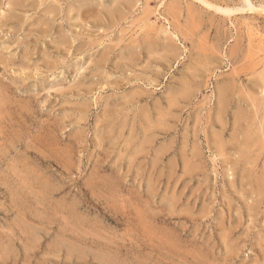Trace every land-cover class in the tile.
<instances>
[{"label":"rangeland","instance_id":"rangeland-1","mask_svg":"<svg viewBox=\"0 0 264 264\" xmlns=\"http://www.w3.org/2000/svg\"><path fill=\"white\" fill-rule=\"evenodd\" d=\"M124 2L0 0V264H264V13Z\"/></svg>","mask_w":264,"mask_h":264},{"label":"bare ground","instance_id":"bare-ground-1","mask_svg":"<svg viewBox=\"0 0 264 264\" xmlns=\"http://www.w3.org/2000/svg\"><path fill=\"white\" fill-rule=\"evenodd\" d=\"M45 1H46V0H45ZM194 1L203 4V5L206 6L207 8L214 9L215 12H219V13H221L222 15L227 16L226 18H228V16H230V15H232V14H235V13H238V12H239V13H245V12H257V14H258V13H264V6H259V5H258V7H257L256 5H253V4L250 2V0H239V1H238L239 3H238V4L235 3L236 5H234V6L231 7V8L228 7V6L223 7V6H225L224 4H223V6H221V7L215 6V5H213L211 2H209L208 0H194ZM12 2H13V1H12ZM51 2H55V1H51ZM97 2H98V1H97ZM114 2H115V1H114ZM174 2H175V1H174ZM174 2H173V3H174ZM180 2H181V1H180ZM188 2H189V1H188ZM124 3H125V5H130V4H131V3H130V0H126V2H124ZM177 3H178V2H177ZM190 3L193 4L192 2H190ZM190 3H189V4H190ZM199 3H198V4H199ZM17 4H18V1H17ZM17 4H16V5H17ZM38 4H39V3H38ZM41 4H42V3H41ZM52 4H53V3H52ZM113 4H114V3H113ZM186 4H187V3H186ZM191 4H190V5H191ZM11 5H13V4H11ZM21 5H22V4H21ZM83 5H84V4H83ZM114 5H117V2H116ZM132 5H133V4H132ZM175 5H176V4H175ZM178 5H179V4H178ZM178 5H177V6H178ZM262 5H264V4H262ZM169 6H171V4H170ZM185 6H186V5H185ZM188 6H189V5H188ZM188 6H186V7H188ZM48 7H50V6H48ZM119 7H120V6H119ZM179 7H180V6H179ZM189 7H190V6H189ZM53 8L55 9L54 6H53ZM173 8H174V7H173ZM198 8H199V6H198ZM204 8H205V7H204ZM54 9H51V8H50V10H52L53 13H54ZM175 9H177V8L175 7L173 10H175ZM190 9H191V8H189V10H190ZM192 9H193V7H192ZM48 10H49V9H48ZM93 10H94V9H93ZM145 10H146V9H145ZM170 10H171V9H170ZM178 10L180 11V9H178ZM178 10H176V11H178ZM189 10H188V11L186 10L187 13L190 12ZM197 10H198V9H197ZM86 11H87V10H86ZM168 11H169V10H168ZM176 11H175V14H176ZM194 11H195V10H194ZM204 11H205V10H204ZM48 12H49V14L51 13L50 11H48ZM55 12H56V11H55ZM57 12H58V11H57ZM57 12H56V13H57ZM145 12H148V10L145 11ZM169 12H170V11H169ZM172 12H173V13H171L170 16L174 17V16H175L174 11H172ZM192 12H193V11H192ZM192 12H191V13H192ZM46 13H47V12H46ZM56 13H54V15H55ZM102 13H103V12H102ZM164 13H165V12H164ZM180 13H181V12H180ZM194 13H195V12H194ZM205 13H206V11H205ZM239 13H238V14H239ZM58 14H59V12H58ZM85 14H86V12H85ZM142 14H143V13H142ZM144 14H145V13H144ZM195 14H197V16H198V13H195ZM215 14H216V13H215ZM47 15H48V13H47ZM54 15L51 14V19L53 18L52 16H54ZM78 15H79V14H78ZM83 15H84V14H83ZM111 15H112V14H111ZM150 15H151V14H150ZM178 15H179V14H178ZM189 15H190V14H189ZM189 15H188V16H189ZM202 15H203V14H202ZM258 15H259V14H258ZM263 15H264V14H263ZM263 15H262V16H263ZM85 16H86V15H84V17H85ZM105 16H106V15H105ZM146 16H147V15H146ZM176 16H177V15H176ZM179 16H180V15H179ZM191 16H192V15H191ZM199 16H200V14H199ZM55 17H57V16H55ZM86 17H87V16H86ZM123 17H124V16H123ZM126 17H127V16H126ZM144 17H145V16H144ZM186 17H187V16H186ZM202 17H203V16H202ZM231 17H232V16H231ZM87 18H88V17H87ZM124 18H125V17H124ZM145 18H146V17H145ZM178 18H179V17H178ZM189 18H190V16H189ZM191 18H192V17H191ZM198 18H199V17H198ZM211 18H212V17H211ZM223 18H224V17H223ZM103 19H104V18H103ZM174 19H176V17H175ZM179 19H180V18H179ZM200 19H201V18H200ZM200 19H199V20H200ZM209 19H210V18H209ZM219 19H220V18H219ZM221 19H222V18H221ZM192 20H193V19H192ZM192 20H191V21H192ZM199 20H197V21H199ZM231 20H232V19H231ZM231 20H230V21H231ZM51 21H52V20H51ZM172 21H173V20H172ZM177 21H178V23H179V20H177ZM187 21H188V20H187ZM197 21H195L196 24H197ZM221 21H224V20H221ZM110 22H112V20H111ZM145 22H146V21H145ZM175 22H176V21H175ZM188 22L191 23L190 21H188ZM140 23H141V22H140ZM193 23H194V21H192L191 24H193ZM214 23H215V22H214ZM214 23H213V24H214ZM101 24H102V22H101ZM184 24H185V23H184ZM191 24H190V25H191ZM194 24H195V23H194ZM198 24H199V23H198ZM211 24H212V23H211ZM218 24H219V23H218ZM138 25H139V24H138ZM188 25H189V24H188ZM101 26H102V25H101ZM170 26H171V25H170ZM173 26H174V24H173ZM195 26H198V25H195ZM209 26H210V24H209ZM248 26H249V25H248ZM98 27H99V26H98ZM117 27H118V26H117ZM181 27H182V26H181ZM150 28H153V27L150 26ZM47 29H48V28H47ZM104 29H105V28H104ZM158 29H159V28H158ZM176 29H177V26L175 27V30H176ZM179 29H180V28H179ZM182 29H183V28H182ZM184 29H185V28H184ZM188 29H189V28H188ZM192 29H193V26H192ZM196 29H197V28H196ZM147 30H148V27H147ZM168 30H169V29H168ZM106 31H107V30H106ZM145 31H146V30H145ZM156 31H157V30H156ZM158 31H159V30H158ZM176 31H177V30H176ZM185 31H187V30H185ZM194 31H195V30H193V32H194ZM46 32H47V31H46ZM146 32H148V31H146ZM150 32H152V31H150ZM159 32H160V31H159ZM181 32H182V31H181ZM193 32H192V33H193ZM122 33H123V32H122ZM143 33H144V31H143ZM170 33H171V32H170ZM178 33H179V31H178ZM182 33H183L184 35H186V34H185L186 32L184 33V31H183ZM251 33H253V32H251ZM251 33H250V35H251ZM149 34H150V33H149ZM149 34H148V39H146V40L144 39V40H145V41H144V44H146V46L150 48V49L148 48L150 51H151V49L154 50V48H155L154 46H156V48H158L159 45H161V47L159 46V49L162 48V51H163V50L166 51L165 53H167L168 51H170V49L172 50V48H173V47H172V46H173V41H172V40H169V39L167 40V37H164V38L162 37L164 40H162V38H161V39H158L159 36H157V37L153 40V39H152L153 37H151L152 34H151L150 36H149ZM164 34H165V33H164ZM171 34H172V33H171ZM142 35H144V34H142ZM146 35H147V34H146ZM160 35H161V34H160ZM162 35H163V34H162ZM180 35H181V34H180ZM187 35H188V34H187ZM189 35H190V34H189ZM250 35H249V36H250ZM155 36H156V35H155ZM165 36H166V34H165ZM172 36H173V35H172ZM172 36H171V38H172ZM181 36L183 37V35H181ZM190 36H191V35H190ZM124 37H125V36H124ZM144 37H145V35H144ZM173 37H174V36H173ZM131 38H132V37H131ZM139 38H141V37L139 36ZM142 38H143V37H142ZM145 38H146V37H145ZM183 38H184V37H183ZM189 38H190V37H189ZM191 38H192V36H191ZM123 39H124V38H123ZM123 39H122V40H123ZM133 39H134V38H133ZM133 39H131V40H133ZM203 39H204V38H203ZM137 40H138V39H137ZM141 40H142V39H141ZM165 40H166V41H165ZM186 40H187V39H186ZM204 40H205V39H204ZM260 40H261V39H260ZM120 42H121V40H120ZM238 42H239V41H238ZM91 43H92V42H91ZM123 43H124V42H123ZM125 43H126V41H125ZM201 43H203L202 40L199 41V43H198V45H197V46H198L197 49H198V50L201 49V50H199V51L202 52V54H203L202 56L204 57V61H207L208 59H207V56L205 57V55H206V51H208L207 49L210 48V47H208V48H206V47L203 48V47H202L203 45H201ZM208 43H210V42H208ZM208 43H207V44H208ZM250 43H251V42H249L248 44L250 45ZM66 44H67V42H66ZM68 44H70V43H68ZM96 44H97V43H96ZM130 44H131V42H130ZM130 44H129V45H130ZM135 44H136V42H135ZM137 44H138V42H137ZM196 44H197V43H196ZM113 45H114V44H113ZM118 45H119V43H118ZM126 45H127V43H126ZM157 45H158V46H157ZM205 45H206V44H205ZM205 45H204V46H205ZM69 46H70V45H69ZM97 47H98V46H97ZM114 47H115V45H114ZM116 47H118V46L116 45ZM116 47H115V48H116ZM132 47H133V46H132ZM138 47L140 48L139 45H136L135 48H138ZM147 47H146V48H147ZM211 47H212V46H211ZM146 48H144V49H146ZM156 48H155V49H156ZM195 48H196V47H195ZM195 48H193V49H195ZM214 48H215V47H214ZM214 48L211 49V50H214ZM159 49H158V50H159ZM173 49H175V48H173ZM176 49H177V48H176ZM197 49H195V50L197 51ZM215 49H216V48H215ZM106 50H107V49H106ZM146 50H147V49H146ZM158 50H155V51H158ZM144 51H145V50H144ZM172 51H174V50H172ZM135 52H136V50H135ZM142 52H143V51H142ZM136 53H137V52H136ZM136 53H134V54H136ZM143 53H144V52H143ZM172 53H174V52H172ZM129 54H130V53H129ZM137 54H138V53H137ZM145 54H146V53H145ZM148 54H149V53H148ZM148 54H146V55H148ZM153 54H154V53H153ZM153 54H152V55H153ZM168 54L170 55V53H168ZM175 54H176V52H175ZM194 54H196V53H194ZM197 54H198V53H197ZM210 54H212V53L210 52ZM214 54H215V52H214L212 55H214ZM229 54H230V53H229ZM149 55H150V54H149ZM154 55H156V53H155ZM154 55H153V56H154ZM231 55H232V54H231ZM122 56H125V57H126V55H122ZM128 56H130V55H128ZM143 56H144V55H143ZM156 56H158V55H156ZM156 56H155V57H156ZM164 56H165V55H164ZM170 56L172 57V55H170ZM178 56H179V55H178ZM208 56H209V55H208ZM125 57H124V58H125ZM135 57H136V55H135ZM150 57H152V56H150ZM167 57H168V55H167ZM124 58H123V60H124ZM132 58H134V57H131V59H132ZM138 58L140 59L139 55H138ZM161 58H162V57H161ZM161 58H160V59H161ZM177 58H178V57H176V59H177ZM229 58H230V57H229ZM106 59H108V58H106ZM136 59H137V58H136ZM147 59H148V58H147ZM160 59H159V60H160ZM170 59L173 60V58H170ZM197 59H198V58H197ZM201 59H202V58H201ZM103 60H104V59H103ZM121 60H122V59H121ZM134 60H135V59H134ZM142 60H143V59H142ZM154 60L156 61V59H154ZM157 60H158V59H157ZM166 60H167V58H166ZM209 60H210V59H209ZM129 61L132 62V60H129ZM136 61H139V60H136ZM167 61H169V60H167ZM173 61H176V60H173ZM125 62H126V59H125ZM151 62H153V59H152ZM158 62H159V61H158ZM158 62H157V63H158ZM170 62H171V61H170ZM98 63H99V62H98ZM98 63L96 62L95 65L98 66V67L100 68V66H101L104 62H101L102 64H101L100 66H99ZM133 63H134V62H133ZM133 63H131V64H133ZM155 63H156V62H155ZM159 63H160V62H159ZM159 63H158V64H159ZM193 63H194V62H193ZM200 63H201V62H200ZM104 64H105V63H104ZM104 64H103V65H104ZM153 64H154V62H153ZM163 64H164V63H163ZM165 64H166V63H165ZM198 64H199V63H198ZM95 65H94V67H96ZM129 65H130V64H129ZM135 65H137V64L134 63V66H135ZM159 65H161V63H160ZM166 65H168V64H166ZM208 65H210V64H208ZM211 65H212V63H211ZM130 66H132V65H130ZM147 66H148V64H147ZM149 66H150V64H149ZM151 66H152V63H151ZM194 66H195V65H194ZM194 66H193V67H194ZM196 66H197V65H196ZM198 66H200V65H198ZM204 66H205V65H204ZM255 66H256V65H255ZM123 67L125 68V66H123ZM132 67H133V66H132ZM162 67H163V65H162ZM209 67H210V66H209ZM150 68H151V67H150ZM150 68H149V69H150ZM152 68H153V67H152ZM197 68H199V67H197ZM215 68H216V67H215ZM254 68H255V67H254ZM126 69H128V68H126ZM126 69H125V70H126ZM147 69H148V67H147ZM189 69H190V68H189ZM193 69H194V68H193ZM101 70H102V69H101ZM128 70H129V69H128ZM128 70H127V71H128ZM195 70H196V69H195ZM210 70H211V69H210ZM245 70H246V69H245ZM153 71H155V70L152 69V73H154ZM191 71H192V69H191ZM205 71H206V70H205ZM150 72H151V71H150ZM194 72H195V71H194ZM157 73H158V72H157ZM190 73H191V72H190ZM190 73H188L189 76L194 75V74H191V75H190ZM195 73H197V72H195ZM205 73L208 74V73H210V72H208V73L205 72ZM236 73H237V72H236ZM238 74H239V73H238ZM238 74H237V75H238ZM261 74H262V73H261ZM263 74H264V72H263ZM201 75H202V74H201ZM233 75H234V74H233ZM239 75H240V74H239ZM239 75H238V76H239ZM153 76L156 77L155 75H153ZM157 76H158V75H157ZM208 76H209V74H208ZM100 77H101V76H100ZM195 77H196V76H195ZM195 77H192L193 80L196 79ZM232 77H233V76H232ZM257 77H258V76H257ZM147 78H148V77H147ZM192 78H191V79H192ZM202 78H203V77H202ZM255 78H256V77H255ZM135 79H137V77H136ZM139 79H140V78H139ZM150 79H152V78H150ZM150 79H149V80H150ZM187 79H188V78H187ZM187 79H186L185 82L188 83ZM199 79H200V77H199ZM227 79H228V78H227ZM256 79H257V78H256ZM258 79H259V80H258ZM258 79H257V80L259 81L260 84H259V85H254V88H253V89H252V87H253V85H252L251 89L249 88L250 90H248V91H251V92L254 91V92H256V90H254L255 88H256V89H260V88H261L262 93H264V75H261L260 77H258ZM188 80H189V79H188ZM193 80H192V81H193ZM231 80H232V83H230V84H226V83H225L223 87H221V88L219 87V88L221 89V91H220V92H217V93H220L219 95H220L222 98H226L227 96H230L231 94L233 95V94H235L236 92H238L237 87H235V83L238 82V80H237V81H236V79H231ZM231 80H230V81H231ZM240 80H241V79H240ZM129 81H130V80H129ZM129 81H128V82H129ZM147 81H148V80H147ZM224 81H225V80H224ZM250 81H251V80H250ZM253 81H254V80H253ZM258 81H257V82H258ZM182 82H183V81H182ZM194 82H195V81H194ZM150 83H151V82H150ZM187 83H186V85H188ZM196 83H197V82H196ZM223 83H224V82H223ZM249 83H250V82H249ZM190 84H193V83L191 82ZM238 84H239V82H238ZM238 84H236V85H238ZM251 84H252V83H251ZM182 85H183V84H182ZM182 85H181V86H182ZM181 86H180V87H181ZM220 86H221V84H220ZM180 87H179V88H180ZM183 87H184V86H183ZM186 87H187V86H186ZM186 87H185V88H186ZM259 87H260V88H259ZM246 88H247V86H246ZM181 89H182V88H181ZM190 89H191V88H189L188 91H186V89H184V90H185L186 92H189ZM196 89H197V88H196ZM196 89H195V91H198V89H197V90H196ZM241 89H242V88H240V91L238 92V94H240V92L242 91ZM178 90H179V89H178ZM178 90H177V92H178ZM182 90H183V89H182ZM184 90H183V93H185ZM192 90H193V89H192ZM3 91H4V90H3ZM195 91H194V92H195ZM217 91H219V90H217ZM139 92H140V90H139ZM139 92H138L136 95H138ZM191 92H193V91H191ZM191 92H190V93H191ZM198 92H199V91H198ZM198 92H197V93H198ZM242 92H244V90H243ZM254 92H253V93H254ZM143 93H144V92H143ZM143 93H142V94H143ZM181 93H182V92H181ZM186 94H187V93H185V95H184V94L182 95V96H184L185 99H186V97H185ZM188 94H189V93H188ZM188 94H187V95H188ZM192 94H193V93H191L190 96H192ZM245 94H246V93H245ZM245 94H244V95H245ZM250 94L253 96L252 93H250ZM250 94H248V95H250ZM255 94L257 95L258 93H255ZM255 94H254V95H255ZM176 95H177V96H176ZM176 95H173V96L179 97L178 95H180V94H176ZM259 95H260V94H259ZM128 96H130V95H128ZM182 96H180V98H179V99H180V102L183 101V100H185V99L181 100V97H182ZM190 96H189V97H190ZM240 96H241V95H239V97H240ZM1 97H2V96H1ZM131 97H132V96H131ZM143 97H144V96H143ZM145 97H147V96H145ZM145 97H144V98H145ZM233 97H234V96H233ZM233 97L231 98L232 101H233ZM242 97H244V96H242ZM182 98H183V97H182ZM193 98H194V97H193ZM219 98H220V97H219ZM222 98H220V99H222ZM227 98L229 99V97H227ZM236 98H237V97H236ZM244 98H245V97H244ZM246 98H247V97H246ZM254 98H255V97H254ZM254 98H252V99H254ZM257 98H258V97H257ZM257 98H256V100H257ZM0 99H1V98H0ZM4 99H5V98H4ZM142 99H143V98H142ZM173 99H174V98H173ZM234 99H235V97H234ZM240 99H241V98H240ZM126 100H127V99H126ZM169 100H170V99H169ZM188 100H189V99H188ZM222 100H225V99H222ZM235 100H236V99H235ZM242 100H245V99L242 98ZM256 100H255V101H256ZM262 100L264 101L263 98H262ZM1 101H2V100H1ZM172 101H173V100H172ZM225 101H226V100H225ZM228 101H229V100H228ZM228 101H227V103H228ZM253 101H254V100H253ZM130 102H131V101H130ZM133 102H134V100H133ZM174 102H176V100H175ZM185 102H186V100H185ZM185 102H184V103H185ZM220 102H221V101H220ZM244 102H245V101H244ZM248 102H249V101H248ZM250 102H251V101H250ZM259 102H260V101H259ZM134 103H135V102H134ZM169 103H170V102H169ZM181 103H182V102H181ZM230 103H231V102H230ZM251 103H252V102H251ZM251 103H250V104H251ZM257 103H258V101H257ZM260 103H261V102H260ZM260 103H259V104H260ZM262 103H263V102H262ZM128 104H130V103H127V104H125V105H128ZM136 104H137V103H136ZM174 104L176 105V103H174ZM132 105H133V103H132ZM132 105H130V106H132ZM177 105H178V104H177ZM253 105H256V102H255ZM262 105H263V104H262ZM128 106H129V105H128ZM133 106H134V105H133ZM136 106H137V105H136ZM221 106L224 107L225 105L222 103ZM251 106H252V105H251ZM260 106H261V104H260ZM122 107H123V106H122ZM167 107L170 108L168 105H167ZM167 107H166V108H167ZM225 107H226V106H225ZM83 108H84V107H83ZM172 108H173V107H171L170 109H172ZM178 108H179V107H178ZM181 108H182V106H181ZM255 108H256V109H255ZM255 108H254V110H256V113H258V111H259L260 108L257 107V106H256ZM170 109H166V110H170ZM145 110H146V109H145ZM172 110H174V109H172ZM175 110H176V108H175ZM177 110H179V109H177ZM252 110H253V109H252ZM262 110H263V109H262ZM149 111H150V110H149ZM170 111H171V110H170ZM147 112H148V111H147ZM166 112H167V111H166ZM168 112H169V111H168ZM253 112H255V111H253ZM0 113H1V110H0ZM2 113H3V112H2ZM148 113H149V112H148ZM169 113H170V112H169ZM169 113H166V117H167V115H169ZM256 113H255V114H256ZM115 114H116V113H115ZM1 115H2V114H1ZM145 115H146V114H145ZM162 115H163V112H162ZM256 115H257V114H256ZM152 116H153V115H152ZM262 116H263V115H262ZM243 117H244V116H243ZM253 117H255V116H253ZM258 117H259V116H258ZM145 118H147V117H145ZM152 118H153V117H152ZM152 118H150V119L152 120ZM147 119H148V118H147ZM161 119H163V118L161 117ZM263 119H264V118H263ZM1 120H2V119H1ZM142 120H144V119H142ZM163 121H164V120H162V122H163ZM165 121H166V120H165ZM165 121H164V122H165ZM244 121H245V120H244ZM142 122H143V121H142ZM162 122H161V123H162ZM164 122H163V123H164ZM143 123H144V122H143ZM147 123L150 124L148 121H147ZM221 124H222V123H221ZM263 124H264V122L262 123V125H263ZM161 125H162V124H161ZM164 125H165V124H164ZM147 126H148V125H147ZM151 126H152V125H151ZM153 126H154V125H153ZM249 126H250V124H249ZM259 126H260V125H259ZM222 127H223V125H222ZM236 127H237V126H236ZM262 127L264 128V125H263ZM153 128H154V127H153ZM155 128H156V127H155ZM174 128H175V127H174ZM142 129H143V128H142ZM150 129H151V128H150ZM223 129H224V127H223ZM147 130H148V129H147V127H146V130H145V131H147ZM263 130H264V129H263ZM142 131H143V130H142ZM161 131H162V130H161ZM149 132H151V131H149ZM145 133H147V132H145ZM243 133H244V132H243ZM245 133H246V132H245ZM247 133H248V132H247ZM240 134H241V133H240ZM256 134H258V133L256 132ZM260 134H261V133H260ZM260 134H259V135H260ZM242 135H244V134H242ZM249 135H250V134H249ZM262 135H263V134H262ZM134 136H135V135H134ZM219 136H220V135H219ZM229 136H230V135H229ZM256 136H257V135H256ZM233 137H234V136H233ZM239 137H240V136H239ZM245 137H246V136H245ZM247 137L249 138L250 136H247ZM215 138H216V137H215ZM234 138H235V137H234ZM250 138H251V137H250ZM250 138H249V139H250ZM241 139H242V138H241ZM253 139H254V138H253ZM233 140H234V139H233ZM233 140H232V141H233ZM238 140H239V138H238ZM244 140H246V139H244ZM244 140H241L242 143H243ZM131 141H133V140H131ZM220 141H221V140H220ZM239 141H240V140H239ZM239 141H237V142H239ZM249 141H250V140H249ZM218 142H219V141H218ZM222 142H223V141H222ZM235 142H236V139H235ZM237 142H236V144H237ZM246 142H247V141H246ZM246 142H245V143H246ZM255 142H256V141H255ZM148 143H149V142H148ZM220 144H221V142H220ZM239 144H240V142H239ZM249 144H251V143H249ZM253 144H254V143H252V146H253ZM258 144H259V143H258ZM138 145H139V144H138ZM142 145H143V144H142ZM146 145H147V144H146ZM224 145H226V144H224ZM194 146H195V145H194ZM218 146H219V145H218ZM242 146H243V145H242ZM148 147H149V146H148ZM185 147H186V146H185ZM195 147H197V146H195ZM223 147H224V146H223ZM249 147L251 148L250 145H249ZM249 147H248V148H249ZM255 147H256V146H255ZM143 148H144V147H143ZM226 148H227V146H226ZM226 148H225V149H226ZM235 148H236V147H235ZM235 148H232V149H235ZM241 148H242V147H241ZM253 148H254V147H252L251 150H252ZM127 149H128V148H127ZM219 149H221V145L219 146ZM243 149L246 150V148H244V146H243L242 150H243ZM254 149H255V148H254ZM221 150H222V149H221ZM221 150H220V151H221ZM238 150H239V149H238ZM245 150H244V151H245ZM256 150H257V149H256ZM161 151H162V150H161ZM166 151H167V150H166ZM236 151H237V150H236ZM247 151H249V150H247ZM252 151H253V150H252ZM258 151H259V150H258ZM142 152H143V151H142ZM191 152H194V151H191ZM240 152H241V151H240ZM144 153H145V152H144ZM236 153H237V152H235V154H236ZM246 153H247V152H246ZM193 154H195V152H194ZM241 154H242V153H241ZM250 154H251V153H250ZM253 154H254V153H253ZM139 155H141V154H139ZM196 155H197V154H196ZM196 155H195V156H196ZM225 155H226V154H225ZM225 155H224V156H225ZM237 155L239 156L238 159H242V158H243L242 155H240V154H237ZM258 155H259V154H258ZM136 156H137V155H136ZM191 156H192V155H191ZM195 156H193V157H195ZM241 156H242V158H240ZM246 156H247V155H246ZM248 156H249V155H248ZM133 157H135V156L133 155ZM155 157H156V156H155ZM158 157H159V156H158ZM244 157H245V156H244ZM251 157H252V156H251ZM127 158H129V157H127ZM196 159H197V156H196ZM196 159H195V161H197ZM234 159H235V158H234ZM245 159H246V158H245ZM245 159L243 158V160H245ZM132 160H133V159H132ZM161 160H162V159H161ZM182 160H183V158H182ZM247 160H248V158H247ZM191 161H192V159H191ZM193 161H194V160H193ZM237 161H238V160H237ZM154 162H155V161H154ZM238 162H239V161H238ZM240 162H241V161H240ZM185 163H186V161H185ZM185 163H184V164H185ZM189 163H190V162H189ZM243 163H244V162H243ZM248 163H249V162H248ZM188 165H189V164H188ZM250 165H251V164H250ZM184 167H185V165H184ZM187 167H188V166H187ZM249 168H250V167H249ZM185 169H186V168H185ZM190 169H192V168L190 167ZM194 169H195V168H194ZM186 170H188V169H186ZM247 170H248V168H247ZM184 171H185V170H184ZM241 173H242V172H241ZM248 174H249V173H248ZM184 175H185V174H184ZM257 183H258V182H257ZM254 184H255V183H254ZM262 186H263V185H262ZM255 187H256V186H255ZM256 189H257V187H256ZM254 191H257V190H254ZM260 194H261V193H260ZM259 197H260V196H259Z\"/></svg>","mask_w":264,"mask_h":264}]
</instances>
